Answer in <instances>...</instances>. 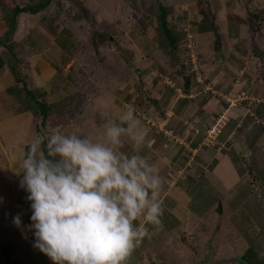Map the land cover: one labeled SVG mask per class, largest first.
<instances>
[{
  "label": "rangeland",
  "instance_id": "obj_1",
  "mask_svg": "<svg viewBox=\"0 0 264 264\" xmlns=\"http://www.w3.org/2000/svg\"><path fill=\"white\" fill-rule=\"evenodd\" d=\"M77 1L66 0V7L60 6L66 14L57 22L63 25L62 30L75 32L78 37L85 39L83 47L78 51V55L82 57L78 61L83 62L82 59L90 57L93 68L83 69L84 74L78 73L80 76L78 79L83 82L84 78H90L88 85L92 99L86 102L83 99L87 83L84 84V90H81L73 84H70L68 88L64 78L55 80L49 91L46 90L48 94L43 96V99L49 102L57 101L62 107L54 112L59 117L61 113H65L63 118L66 121L57 119L54 114L50 117V131L46 128H43L42 132L36 131L35 122L37 121L32 112L27 111L23 112L25 114L22 116L27 114L31 128L28 133L25 128L24 133L17 138V142L23 141L22 147L12 150V145L4 144L3 137H0V197L3 198L0 202V264H53L48 256L33 247L35 239L33 234L27 232V239H25L21 230L12 223V218L18 213H23L25 225L31 222L30 202L26 199L27 193L19 187L21 176L17 175V172H21L20 165L27 153V145L35 137H43L46 140L55 132L63 131V134H68L75 128L81 129L77 132L78 134L87 136L83 126L88 120L92 127L94 125L97 129L88 134H96L97 137L92 139L101 140L104 131L102 125L105 122L102 116H105L103 114L108 111L100 108L93 113L92 108L83 106L84 103H96L100 95L103 96L99 97L97 102H105L107 107L110 102H120L121 106H118L117 112L127 107L133 109L131 104H127L126 107L125 104L123 105L124 95L112 97L119 91L125 93L127 89H132L131 97L134 100L138 98L141 101L143 99L141 93L150 96L151 99L157 98L160 106L152 107L153 103L146 102L144 99L146 105H150L149 108L142 106L140 110L137 106L138 108L134 107L133 110L137 117L144 120L146 129L156 128L159 132L162 131L160 133L163 134L162 146L164 144L171 148L175 146L178 151L172 154L171 158L177 165L196 159L207 172L213 166L211 162L217 161L222 154L229 155L238 165V170L245 171L248 177L253 174L251 180L261 184L258 185V193L261 187L263 188L261 190H264V60L258 59L253 53V42L264 44L263 34H260L262 32L260 28L264 26V7L255 8L256 4L262 0H203L202 2L201 0H162L166 4L172 3L174 12L179 14L174 18L177 28L175 30H179L181 36L176 54L171 52L167 45L162 47L156 40L154 26L146 27L142 16L144 8L141 2L143 0H136L135 6L139 11H136V8L132 10L130 2L127 3L125 0ZM17 2L20 5H26L28 0H0V17L5 15L3 8H9ZM199 4H202L212 16L217 17L220 26L219 37H214L212 31L197 30L198 23L203 19V15L198 12L201 9ZM260 4H264V0ZM252 8L255 14L249 16L247 10ZM88 14L89 19L86 18ZM40 19L41 15H25L20 18L19 31L15 40L28 39L22 43L21 47L17 46L21 49L18 52L21 55L29 49L32 41L35 47L39 45V42L41 43L40 38L45 39L41 30L47 31ZM178 20L181 22L178 23ZM37 25L42 28H38ZM253 28H257L260 33L254 36L249 30ZM95 29L100 30L101 35L99 32L93 33ZM3 32V30L0 32V38ZM91 34H95L94 40L95 42L98 40V44L102 43V36L107 35L106 52L104 50L99 56L95 54ZM42 49L47 48L42 47ZM56 62L58 64V60ZM21 64L22 74L28 86L42 91L43 88L36 87L37 81L34 79L36 73L33 74L34 71H30L26 66L28 64L31 66V63L21 62ZM180 68L183 73L179 72ZM6 74L3 75L0 72L2 78L0 84L5 87L3 92L0 90V118L8 119L11 115L13 117L22 113L14 110L17 109L15 102L5 94L6 89L15 83L14 77ZM185 77L189 78V93H186L183 88ZM52 88L56 93L52 92ZM58 90H66L70 94L61 97L59 94L63 92L58 93ZM70 96L73 100L65 101ZM61 100L69 105L73 103V108L76 110L65 112L62 110L64 106ZM261 104L263 108L259 107ZM97 105L98 103L94 106ZM162 113H165L164 118L161 117ZM5 119L0 128L6 125L8 120ZM63 123L67 129L63 127ZM237 127V130H232ZM210 129H212V135L209 134ZM219 147L221 148L217 150ZM206 149L220 151L222 154L212 155L211 162L209 158L205 161V157L208 156L203 155ZM243 149L252 151V157L248 156ZM15 151H17L16 154ZM261 155L263 157H260ZM194 163H191V166ZM188 177L200 181L202 179L194 171L193 175L189 173ZM200 185L207 190L194 189L193 186L188 188L193 195V197L189 195L192 199L191 204L195 208L194 211H198L201 214L199 216L205 218V223L209 222L214 226L206 229L195 227L192 230V239L182 241L179 238L180 241L178 240L175 246L178 245L182 249L181 257L194 255L196 258L194 264H223L225 261L227 264H234L231 260L240 256L239 254L246 250L247 245L254 243L259 256L264 257V227L258 224L253 230L244 231L233 212L234 207L227 206L231 199L227 196L231 197V195L225 194V200H223L214 196L210 191L211 185L207 183H204V186L201 183ZM260 207L258 205L260 211H257L262 216L264 210ZM220 241L229 245L222 248L224 252L220 256L215 257L209 251L208 245L212 244V248H218ZM199 242L206 245L207 254L203 253L204 250L201 249ZM156 246V244L150 246V254L153 258L155 257L154 260L157 263H185L182 260L179 263L175 256L167 261L168 255L162 257L157 251L162 250V247L156 248ZM181 257L179 256L180 259ZM153 258L151 257V260ZM219 258L221 259L218 260Z\"/></svg>",
  "mask_w": 264,
  "mask_h": 264
},
{
  "label": "clouds",
  "instance_id": "obj_2",
  "mask_svg": "<svg viewBox=\"0 0 264 264\" xmlns=\"http://www.w3.org/2000/svg\"><path fill=\"white\" fill-rule=\"evenodd\" d=\"M103 115L101 140L76 131L35 137L17 172L31 222L18 213L12 223L53 264H126L147 225L161 223L164 178L144 154L148 130L131 107Z\"/></svg>",
  "mask_w": 264,
  "mask_h": 264
},
{
  "label": "crops",
  "instance_id": "obj_3",
  "mask_svg": "<svg viewBox=\"0 0 264 264\" xmlns=\"http://www.w3.org/2000/svg\"><path fill=\"white\" fill-rule=\"evenodd\" d=\"M22 17L25 16L23 15ZM5 28V23L0 20V32H2V30L4 31ZM38 28L42 27L38 26ZM41 32L43 33L45 39L40 38L41 43L38 41L39 45L37 44L35 45V47L33 41L31 40L32 42L29 44V49L22 55L18 53L21 50L19 47H21L22 43H24L28 39L26 38L25 40H16L19 43V47H17L16 53L21 59L20 62H23L24 64L30 62L31 66L34 67L32 68L31 66H29V64L26 65L27 68L30 69V71H34L33 74L36 73L34 79H36V87H38L39 89L43 88L42 90L49 91V88H51L53 81L61 80L63 78L64 80L66 79L65 82L68 83L67 86L69 88L71 84L68 78L69 70L74 62H77L78 59L82 58L78 55V51L83 47L85 39H83L82 37H78L75 32H69L68 34L59 33L56 36H51L43 30H41ZM42 47L47 49L41 50ZM86 59L87 58L82 59V63H86ZM56 60H58V64L57 62L55 63ZM64 72L67 73L65 74ZM1 73L3 75H7L5 72ZM86 78L90 80L89 77ZM0 79L2 78L0 77ZM3 89H5V87L0 84L1 92H3ZM58 91V93L63 92L61 95L59 94V96L61 97L70 94L66 90ZM52 92L56 93L54 88H52ZM131 92L132 89H127L125 93L119 91L116 95L113 94L112 97L120 94L123 97L124 95L125 101H123V105L125 104L126 107L128 106L127 104H131L134 109V101H136V99L134 100L131 97ZM89 94L90 93H86L85 95L88 96ZM91 99L92 97L89 99L85 98L84 102ZM97 101L94 104L84 103L83 106L88 107V109L92 108L93 113H95L97 110H100L101 108V110L104 109L109 112H105L106 114L113 115L117 112L118 106H121V104H119L120 102H110V105L107 107L105 102L102 103V101ZM4 102L6 103V101ZM97 103L98 105L94 106ZM23 114L25 113H22L20 115H13V117L11 115L8 119H5L6 117L0 118V126L1 124H3L2 121H4V119L8 120L6 122V125L3 128H0V137H3L4 144H9L10 146L12 145V150L18 147H22L21 145L23 144V141L17 142V138H19L20 134L24 133L25 128L27 131L26 133H28L30 131L29 129L31 128V124L29 120H27V114L22 116ZM102 117H104V120L105 116ZM86 118L89 119V116L86 115ZM64 120L66 121V119ZM148 123L149 122H147V124ZM63 124V127H66L67 129L65 123ZM83 128L87 131V136H89L90 138L97 137L95 136L96 134L92 135L93 131L97 130L95 129L96 127L94 125L92 127V124L88 120H86V124L85 126H83ZM237 129L238 127L232 130ZM147 130L149 134L151 128H147ZM90 131H92V133L88 134ZM160 133H162V131H158L156 135H148L151 146L150 148L144 149V154L149 156L151 160H153L160 167V174L164 178L163 188L159 197L163 207V214L160 217L161 223L159 226H153L150 224L147 225L150 234L146 236L142 240L141 244L133 250L126 261V264H159L156 262V260H154L155 257L153 258V256L150 254V246L154 244L157 245L156 248H158V246L162 247L163 251H157L161 253L162 257L168 255L166 256L167 261H170V258L175 256V258L178 259V262L182 260L185 261L184 264H194V261L196 259L194 255L186 258L181 257L182 249H180L178 245L175 246V244L178 240L180 241V235H182L183 233L187 234L188 236H190V239H192V230L195 227L206 229L214 226L211 223L209 224V222L205 223V218L199 216L201 214H199L198 211H194L195 208L191 204L192 199L189 198V195L193 197L192 193L188 190V188H192V186L194 187V189L199 188L200 190H207L205 188H202L200 183L203 184V186L204 183L211 185V189L213 191H210L214 194V196L223 200H225V194L228 193L229 195H231V197L227 196L228 198H231L227 203V206L230 208L232 206L234 207L233 212L240 222L239 226L243 227L241 229H243L244 231H251L256 228V225L264 221V212L262 216L260 215V213H258V211H260L258 205L261 206L260 209L264 210V190H261L263 189L261 187V189L259 190L260 193H258V185L261 184L258 181L251 180V176H253V174L248 177L244 173L245 171L237 169L238 165L235 164L231 156L224 155L220 151L215 152L212 149H206V153L203 154L208 155L207 157L203 156L205 157V161L207 160L206 158H209L210 161L212 158L211 156H215V154L218 153H221L222 156H220V158L215 162L210 161L211 163H213V166L210 168L211 170L207 172L204 171L203 165L197 162L196 159L192 162L190 160L186 164H180L181 166L177 165L176 161L171 158V156L172 154H176L178 150H176L175 146L172 148L167 144H164L162 146L161 138L163 134ZM157 136L159 140L157 139ZM220 148L221 147L217 148V150H219ZM244 151L245 153L247 152L248 156L250 155L252 157V151L248 152V149ZM16 152L17 151H15V154ZM260 157H263V155H261ZM193 162L195 163L193 164V166H191V163ZM207 163L209 164V162ZM193 171L197 174V176H199V178H202L201 181L196 179L197 182H195V179H189L190 177H188V174L191 173V175H193ZM231 212H229V214L233 215V213ZM137 224H139V221L137 222ZM208 244H210V242H208ZM199 245L201 246V249L204 250L203 253L207 254L206 245L201 242H199ZM228 245L229 243H222V241H220L218 249L225 248ZM144 251L145 254H143ZM176 255H179L181 259ZM151 257L153 258L152 260Z\"/></svg>",
  "mask_w": 264,
  "mask_h": 264
},
{
  "label": "trees",
  "instance_id": "obj_4",
  "mask_svg": "<svg viewBox=\"0 0 264 264\" xmlns=\"http://www.w3.org/2000/svg\"><path fill=\"white\" fill-rule=\"evenodd\" d=\"M77 1V0H76ZM127 3L130 2L129 5L134 10L136 8L135 4L136 0H125ZM135 1V2H134ZM203 0H201L202 2ZM263 1V0H262ZM261 1V2H262ZM78 2V1H77ZM83 1H81V5ZM256 4L255 8H262L264 7V4ZM183 3V2H182ZM60 6L66 7V0H28V3L26 5H20L18 2L9 6V8H3V11L5 12V15L3 17H0V20H2L6 28L1 35L0 38V72H6L14 77L15 83L8 87L5 91V93L12 98L13 102H15L17 109H14L18 113H23L30 111L33 114V117L37 122L36 124V131H43V128H46L47 131H50V117H52L54 114L57 115L54 111H57V109H60V106L57 101H51L43 99V96H46L48 94V91H40L38 89H33L30 86H28L26 80L24 79L23 73V66L21 67V59L19 58L18 54L16 53L17 49V42H16V35L19 31V22L20 18L24 15H41V24L44 27V29L47 31L48 34L51 35H58L59 33L68 34V30H62L63 25H61V22H57L62 16H64L66 13L63 12L62 9H60ZM141 6L144 8V11L142 12V16L145 19L146 27L154 26V30L156 31V40L160 42V45L162 47L168 46L169 50L176 54L178 49V42L180 41V32L179 30H175L176 25L174 22L175 15H179L176 12H174L173 4H166L162 0H143L141 2ZM146 6V7H145ZM199 7L201 9L198 12L200 15H203L202 22H199L197 30L199 32L203 31H212L213 36L219 37V23L217 22V17L212 16L209 11L205 10V8L202 6V4H199ZM254 8V7H253ZM247 10V14L249 16H253L255 13L254 9ZM136 11H139L137 8ZM185 10V8H183ZM176 13V14H175ZM43 16V17H42ZM89 16L86 15V18ZM257 17V16H256ZM89 19V17H88ZM139 20V19H138ZM64 21V19L62 20ZM181 21L178 20V23ZM209 23V24H208ZM255 21L253 22V24ZM196 25V24H195ZM196 27V26H195ZM254 27V25H253ZM262 32L260 33L258 29H249L251 33L255 36L257 33L263 34L264 37V26L263 28H260ZM99 32L101 35V31L98 29H95L93 33ZM95 34H91L92 38V44L93 48L95 50V54L97 53V56L104 51L106 52V44H108L107 35L102 36V43L98 44L97 41L95 42L94 36ZM97 36V35H96ZM98 39V38H97ZM111 39V38H110ZM112 40V39H111ZM218 40V39H217ZM104 41V42H103ZM254 48L253 53L255 54L258 59L264 60V44H259L258 42H253ZM216 46V45H215ZM216 49H218L216 47ZM85 60L86 63H82L81 61L74 62L69 70V82L73 85H75L78 89L84 90V84L87 83L85 92H84V100L89 99L92 97V93L88 96L85 95L86 93H90V88L88 85V78H84L83 82L82 80H79L80 76H78V73H81V75L84 74L83 69H92V61H90V57ZM106 60V59H105ZM81 64V66H80ZM180 73H183L182 68H180ZM85 77V76H84ZM264 79V78H263ZM80 85V86H79ZM184 91L186 93L190 92L189 89V78L185 77V85L183 86ZM104 92V91H103ZM140 93V92H139ZM102 94V93H101ZM142 94V100L140 101L138 98L136 101H134V107L140 108L142 106H150L146 105V102H152V107H158L160 104L158 103L157 98H150V96ZM103 95H100L101 97ZM105 96V95H104ZM72 98L67 97L65 101H70ZM145 99V101H144ZM64 100L60 101L64 108L65 112L67 110L74 112L76 109L73 108V103L71 105L64 102ZM73 100V99H72ZM150 102V103H151ZM138 106V107H137ZM162 106V105H161ZM260 108L262 107L259 106ZM149 108V107H148ZM74 110V111H73ZM63 115V116H62ZM65 113H61V117H56L57 119H62L64 117ZM183 116V115H182ZM162 118L165 117V113L161 115ZM138 118H140L138 116ZM144 121V120H143ZM145 123V122H144ZM76 126V125H75ZM74 126V127H75ZM71 127V128H74ZM61 128V127H59ZM66 128V127H65ZM71 128H69L71 130ZM69 130V131H70ZM78 128H75L76 132H80L81 129L78 131ZM231 130V128L229 129ZM158 129L151 128L150 135H156L158 133ZM71 132V131H70ZM62 133H64L62 131ZM148 134V135H149ZM194 146H196L194 144ZM221 209V208H220ZM261 227H264V221L259 224ZM262 227V228H263ZM263 231V230H262ZM188 238V239H187ZM180 239L182 241L189 240L190 236L183 233L180 235ZM258 241V240H256ZM187 242V241H185ZM209 251L212 252V255L215 257H218L222 254L223 249H218L217 247L212 248V244L208 245ZM219 251V253H218ZM218 253V254H217ZM240 256H237L233 258L231 261L234 262V264H264V257H260L259 252L256 249V243L247 245L246 250L239 254ZM219 258L218 260H220ZM211 260V259H210ZM223 260V258H222ZM225 261V260H223ZM11 263L10 261H8ZM223 264H227V261H225Z\"/></svg>",
  "mask_w": 264,
  "mask_h": 264
},
{
  "label": "built area",
  "instance_id": "obj_5",
  "mask_svg": "<svg viewBox=\"0 0 264 264\" xmlns=\"http://www.w3.org/2000/svg\"><path fill=\"white\" fill-rule=\"evenodd\" d=\"M219 125V124H218ZM214 126H217V125H214ZM213 126V127H214ZM213 129V128H212ZM212 129L209 130V134L212 135Z\"/></svg>",
  "mask_w": 264,
  "mask_h": 264
}]
</instances>
